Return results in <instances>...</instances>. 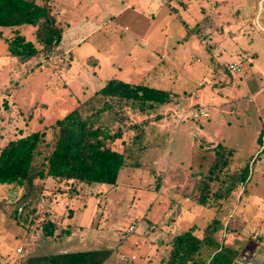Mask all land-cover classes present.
Wrapping results in <instances>:
<instances>
[{
    "label": "rangeland",
    "instance_id": "obj_1",
    "mask_svg": "<svg viewBox=\"0 0 264 264\" xmlns=\"http://www.w3.org/2000/svg\"><path fill=\"white\" fill-rule=\"evenodd\" d=\"M213 3L157 0V11L151 5L142 15L126 9L119 17L110 16L112 23L85 43L75 45L69 62L57 52L17 66L3 39L11 33L0 29V145L20 130H37L62 118L78 100H86L87 87L94 89L127 71L135 73L136 83L174 94L173 102L156 103L141 112L138 105L126 112L115 103L101 114L110 132H123V143L132 149L129 161L138 163L136 168H122L115 185L94 182L76 187L52 177L29 191L0 184V264H23L31 255L75 250L106 254L102 264H166L172 235L196 225V235L203 237L202 228L215 216L227 231L213 234L217 244L202 248L201 264L220 247L222 238L233 254L230 264H264V0H227L226 7H241L240 19L247 18L233 35L219 32L221 24L233 23V17L227 11L217 17ZM49 4L63 26L80 23L83 14L92 25L105 5L94 0L72 10L62 0ZM201 7L211 21L205 32L185 26L201 21ZM145 30L148 46L141 47L136 32ZM21 31L33 38L32 28ZM109 48L130 52L131 58L116 61L124 64L122 72L107 58ZM144 51L147 59L141 55ZM246 51L261 52L248 59L243 56ZM233 61L241 62L238 72L227 69ZM197 106L205 115L194 118ZM141 129L152 144L147 149H140L142 142L134 138ZM52 135L47 131L46 139ZM121 143L114 147L122 149ZM216 149L220 160L231 150V169L247 168L249 176L227 200L209 207L197 200L206 194L208 203L214 201L219 182L204 187ZM21 191L27 193L22 204L25 221L14 217ZM219 206L221 213L216 211ZM46 221L55 224L50 236L43 233ZM131 225L133 231L128 230Z\"/></svg>",
    "mask_w": 264,
    "mask_h": 264
},
{
    "label": "trees",
    "instance_id": "obj_2",
    "mask_svg": "<svg viewBox=\"0 0 264 264\" xmlns=\"http://www.w3.org/2000/svg\"><path fill=\"white\" fill-rule=\"evenodd\" d=\"M23 27L33 29V38L25 36L21 31ZM1 28H7L11 33L3 39L6 43L7 55L17 66L40 56L47 59L59 52L62 28L56 22L49 0H43L42 4H37L34 0H0ZM2 33L0 31V37ZM67 58L69 62L70 57ZM173 96L170 91L146 84L125 82L113 77L107 79L101 88L85 101L78 102L62 118L51 124H45L40 129L29 130L26 133L20 130V133L5 138L4 143L0 145V184L26 188L29 191L35 188L37 182H44L46 178L52 177L61 180L63 184L67 182L70 186L76 187L94 182L115 185L122 168H136L138 163L129 161L128 157L131 156L132 149L130 150V143H123V132L121 130L110 132L100 121L101 114L112 110L115 103L120 107L119 110L126 112H129L127 109L133 111L138 105L141 112L156 103H171ZM143 127L148 128V126ZM49 130L53 135L47 140L46 135ZM147 137L148 133L142 129L134 135L137 141L142 142L140 149H147L152 145ZM118 141L122 142V149L114 147ZM257 141H261V133ZM219 153L220 151L216 149L217 158L210 167L204 187L208 188L214 182H219V187L212 194L214 201L208 203L206 194L200 195L197 200V203L209 207L220 205V200H227L236 188L246 184L249 176L247 168L231 169L229 160L231 150L222 160L219 158ZM38 156H41L40 161L37 160ZM221 174L223 178H220ZM26 198L27 193L23 192L17 207L20 208L19 212L14 214L18 221H25L22 204ZM220 209V206L216 208L217 213H221ZM54 230L53 221H46L43 225V233L46 236L52 235ZM196 230L198 227L191 225L186 230L172 235L166 264L188 262L201 264L202 248L216 245L213 234L219 230L226 232L227 226L215 216L202 228L203 237H198ZM223 242L222 238L220 247L212 250L204 264L231 263L233 254ZM101 254L98 250H87L31 255L23 264H102L107 255Z\"/></svg>",
    "mask_w": 264,
    "mask_h": 264
},
{
    "label": "crops",
    "instance_id": "obj_3",
    "mask_svg": "<svg viewBox=\"0 0 264 264\" xmlns=\"http://www.w3.org/2000/svg\"><path fill=\"white\" fill-rule=\"evenodd\" d=\"M94 0H84V2L82 0H62V5H66L68 7H71L72 10H76L79 8V6L81 4H83L85 7L89 6V3L92 2ZM101 0H98V2H100ZM167 1V0H164ZM169 1V0H168ZM103 3H105V5L101 8H99L100 10L98 11V14L95 15V19L93 18L92 25L91 23L88 22V15H81L80 16V20L78 22H66V26H63L60 21L58 20V18L56 17V22L60 25V27L62 28V38L59 44V53L64 54V56H69L70 60L72 59V57L74 56V47L75 45L80 46L81 44L85 43L86 40L91 36L94 35L96 32L100 31L103 28V25H110L112 23V19L110 18V16H112V18L115 17H119L120 15L123 14V12L126 9H131L132 12H134L137 15H142L141 13L146 10V9H150L151 5L153 6L154 10L157 11V0H102ZM156 2V4H155ZM227 0H214L213 3V7L212 10L214 11V13L216 14L217 17H221L222 13L227 11L228 13H230V15L233 17V23L226 21V25L223 26V24H221L219 32L225 33L227 35H233V31H235L236 29L240 30L241 28H243V22H245L247 20V18H244L241 20L240 19V8L239 7H234L232 6V4H230V7H226ZM135 3V5L133 4ZM117 4H121V6H119L116 10V5ZM204 7H201V11H202V18L200 22L195 23V25L193 27L187 26L188 24H186L185 26L187 28L190 29H194L195 27L198 29H202V32L207 30V27L210 26V20H208V15L207 12H205ZM116 11V12H115ZM246 13H248L247 11H244ZM94 17V15H91V17ZM257 19V16H256ZM105 21L104 24H102L101 21ZM221 20V19H219ZM258 20V19H257ZM74 23H77L74 24ZM150 22L148 24V27L150 28L151 26ZM184 25V23H183ZM198 29V30H199ZM146 31L145 32H136L138 35V39L137 42L141 47H147L148 43L143 41V37L146 35ZM150 36V35H149ZM107 38V37H106ZM110 39V38H109ZM128 41H132L130 38H127ZM251 40L256 41V37H251ZM127 43V42H126ZM71 45H74L73 47ZM126 45V44H125ZM140 49H137V51H139ZM145 50V49H144ZM88 51V50H85ZM132 51V50H131ZM136 51V50H135ZM133 51V52H135ZM261 51H246L244 53V57L251 59L254 56L258 57V54ZM125 54V55H124ZM128 54V55H127ZM107 58L109 59V61H111V64H113V66H116L117 70H119L120 72H122V66L124 67V64H120L117 63L116 61L118 60H127L128 57L131 58L130 56V52L126 49L123 48V52L120 51V49L117 48H112V49H108V51L106 52ZM142 57L146 58L149 56V54L147 53V51H144L142 54ZM128 56V57H127ZM161 57H163V55H161ZM133 58V57H132ZM98 62V61H97ZM233 62H239L240 61H233ZM232 63V62H230ZM241 68V67H240ZM135 76V73L131 72V71H127L125 72L122 76L120 77H113V78H117L120 80H123L125 82H130V83H135L136 82L133 81V77ZM107 80V79H106ZM104 80V82L106 81ZM104 82H100V84H98V86L96 88H88L86 89L88 96H86V99H88L94 92H96L99 88H101L104 84ZM85 101V100H82ZM80 100L77 101L78 102H82ZM198 107H202V106H198ZM203 108V107H202ZM204 109V108H203ZM205 110V109H204ZM22 133H26V132H22ZM118 179V178H117ZM21 190L23 188H20ZM23 192H20V195H22ZM75 251H83V250H75ZM72 252V251H70Z\"/></svg>",
    "mask_w": 264,
    "mask_h": 264
},
{
    "label": "built area",
    "instance_id": "obj_4",
    "mask_svg": "<svg viewBox=\"0 0 264 264\" xmlns=\"http://www.w3.org/2000/svg\"><path fill=\"white\" fill-rule=\"evenodd\" d=\"M240 67H241V63L232 62V63L228 64L227 69L230 70V71H233V72H238L240 70ZM203 115H205V110L202 107H198L197 106L192 111V116L194 118H197V117H200V116H203ZM128 230L129 231H133L134 230V226L131 225ZM16 251L20 252L21 248H17Z\"/></svg>",
    "mask_w": 264,
    "mask_h": 264
}]
</instances>
